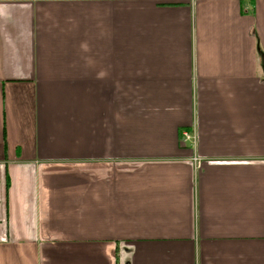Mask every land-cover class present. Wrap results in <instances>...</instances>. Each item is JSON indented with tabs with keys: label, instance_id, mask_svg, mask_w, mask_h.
Listing matches in <instances>:
<instances>
[{
	"label": "crops",
	"instance_id": "obj_1",
	"mask_svg": "<svg viewBox=\"0 0 264 264\" xmlns=\"http://www.w3.org/2000/svg\"><path fill=\"white\" fill-rule=\"evenodd\" d=\"M0 264H264V0H0Z\"/></svg>",
	"mask_w": 264,
	"mask_h": 264
},
{
	"label": "built area",
	"instance_id": "obj_2",
	"mask_svg": "<svg viewBox=\"0 0 264 264\" xmlns=\"http://www.w3.org/2000/svg\"><path fill=\"white\" fill-rule=\"evenodd\" d=\"M192 140H193V135L190 132H188L187 130L180 131V142H181V144L186 145V144H188V141H190V143H193L194 141H192ZM196 164L199 165V162L196 161Z\"/></svg>",
	"mask_w": 264,
	"mask_h": 264
}]
</instances>
